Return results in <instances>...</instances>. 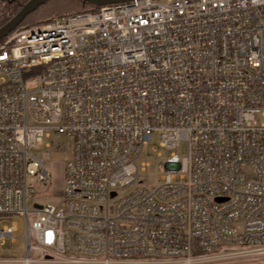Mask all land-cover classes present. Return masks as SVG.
Returning a JSON list of instances; mask_svg holds the SVG:
<instances>
[{
    "label": "built area",
    "instance_id": "2783aa9c",
    "mask_svg": "<svg viewBox=\"0 0 264 264\" xmlns=\"http://www.w3.org/2000/svg\"><path fill=\"white\" fill-rule=\"evenodd\" d=\"M154 133L166 153L148 185ZM53 134L71 143L61 199L28 209L51 186ZM14 215L25 257L0 264H264V0H129L4 37L0 216Z\"/></svg>",
    "mask_w": 264,
    "mask_h": 264
},
{
    "label": "rangeland",
    "instance_id": "374dc122",
    "mask_svg": "<svg viewBox=\"0 0 264 264\" xmlns=\"http://www.w3.org/2000/svg\"><path fill=\"white\" fill-rule=\"evenodd\" d=\"M165 1V0H162ZM46 141L52 142V146L40 152V155H44L45 152H48L49 158L45 161V167L51 173V186L48 189V194L44 195L42 192V186L39 187L40 192L34 194L32 197H29L27 200V207L31 209L34 202L39 203H58L61 199V190L63 183V163L65 159L71 157V143L70 140L64 137L61 134H53L50 139ZM45 151V152H44ZM165 154L159 146L158 135L153 134L152 141L144 146L143 152L138 159V163L141 161L148 162V166L145 168V171H140V175L145 178L148 185H152L158 180V162L160 157L158 153ZM177 153L182 156L187 153V144L182 142L181 146L178 148ZM3 218V219H1ZM12 222L16 223V230L13 233V236L16 238L14 242H10L8 238L0 244V257L2 258H23L25 257V249L23 246V238H26V223L22 217L19 216H10L5 218L0 216V226L9 225Z\"/></svg>",
    "mask_w": 264,
    "mask_h": 264
},
{
    "label": "trees",
    "instance_id": "16d2710c",
    "mask_svg": "<svg viewBox=\"0 0 264 264\" xmlns=\"http://www.w3.org/2000/svg\"><path fill=\"white\" fill-rule=\"evenodd\" d=\"M29 0H0V27L7 23ZM99 6L86 0H48L25 16L17 28L46 22L55 16L97 10ZM4 38L0 39V42Z\"/></svg>",
    "mask_w": 264,
    "mask_h": 264
},
{
    "label": "water",
    "instance_id": "95a60500",
    "mask_svg": "<svg viewBox=\"0 0 264 264\" xmlns=\"http://www.w3.org/2000/svg\"><path fill=\"white\" fill-rule=\"evenodd\" d=\"M48 0H29L22 8L15 14L7 23L0 27V39L6 37L9 33L14 31L18 25L23 21L25 16L35 10ZM87 2L96 5L103 6L112 3L125 2L129 0H86Z\"/></svg>",
    "mask_w": 264,
    "mask_h": 264
}]
</instances>
